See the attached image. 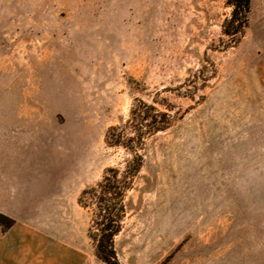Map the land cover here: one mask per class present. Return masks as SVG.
Masks as SVG:
<instances>
[{
	"label": "rangeland",
	"instance_id": "1",
	"mask_svg": "<svg viewBox=\"0 0 264 264\" xmlns=\"http://www.w3.org/2000/svg\"><path fill=\"white\" fill-rule=\"evenodd\" d=\"M230 14L226 0H0V139L20 129L38 162L25 216L54 225L67 191L76 242L105 264L88 234L94 198H77L129 158L105 137L142 99L173 121L145 139L120 260L167 264L191 245L264 264V0L234 43Z\"/></svg>",
	"mask_w": 264,
	"mask_h": 264
},
{
	"label": "crops",
	"instance_id": "2",
	"mask_svg": "<svg viewBox=\"0 0 264 264\" xmlns=\"http://www.w3.org/2000/svg\"><path fill=\"white\" fill-rule=\"evenodd\" d=\"M2 132L0 213L10 217L13 224L5 231L0 226V264H89L90 253L76 242L75 225L69 215L75 202L73 195L64 190L56 193L54 202L59 211L54 225L44 218L37 221L34 216H25L27 175L37 168V155L27 153L28 137L20 129L7 127ZM234 255L233 248L186 245L175 251L167 264H234ZM117 257L125 264L119 254ZM142 261L154 264L148 258Z\"/></svg>",
	"mask_w": 264,
	"mask_h": 264
},
{
	"label": "trees",
	"instance_id": "3",
	"mask_svg": "<svg viewBox=\"0 0 264 264\" xmlns=\"http://www.w3.org/2000/svg\"><path fill=\"white\" fill-rule=\"evenodd\" d=\"M231 7L230 17L225 19L223 33L236 42L242 35L248 22L251 0H226ZM173 117L169 111H161L154 104L136 99L129 117L120 125L108 128L105 141L108 146L121 147L129 158L122 167H107L100 181L84 189L78 199L87 207L84 198H94V218L89 227V237L95 244L96 255L105 264H121L115 249V237L123 227L126 214L124 205L125 193L132 187L133 180L143 163L145 139L171 126ZM13 224V220L0 214V225L4 231Z\"/></svg>",
	"mask_w": 264,
	"mask_h": 264
}]
</instances>
